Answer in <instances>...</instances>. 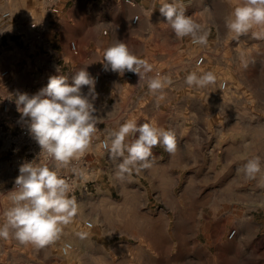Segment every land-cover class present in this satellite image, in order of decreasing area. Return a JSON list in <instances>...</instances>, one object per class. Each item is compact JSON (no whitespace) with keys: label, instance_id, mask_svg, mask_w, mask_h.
Listing matches in <instances>:
<instances>
[{"label":"rangeland","instance_id":"rangeland-1","mask_svg":"<svg viewBox=\"0 0 264 264\" xmlns=\"http://www.w3.org/2000/svg\"><path fill=\"white\" fill-rule=\"evenodd\" d=\"M174 2L200 26L197 35H206L207 42L194 45L191 36L178 38L174 33L168 34L159 48L181 52L178 69L185 75L211 72L215 82L205 87L189 86L187 76L179 77L175 81H179L180 88L173 84L168 92L172 110L181 109L185 117L198 119L191 130L222 136L221 156L207 159L208 167L214 163L222 169L221 174L190 177L192 184H206L200 190L187 189L189 207L176 205L169 243L162 244L164 254L158 255L159 264H264V26H255L239 36L227 29L226 18L244 0ZM161 3L136 0V7H130L125 0H0V10L10 13L0 25V39L13 41L37 30L50 34L56 8L63 6L84 12L80 15L85 25H105L122 41L137 34L130 27L136 12H159ZM165 35L159 32V40ZM201 55H205V64L196 67ZM152 63L156 62L145 64ZM222 81L228 82L226 91L220 90ZM257 156L262 171L249 178L243 166L247 159ZM179 193L176 191V196ZM220 196L223 205L217 213L197 202H213ZM9 206L7 195L1 191L0 215ZM233 231L236 234L228 240Z\"/></svg>","mask_w":264,"mask_h":264},{"label":"crops","instance_id":"crops-1","mask_svg":"<svg viewBox=\"0 0 264 264\" xmlns=\"http://www.w3.org/2000/svg\"><path fill=\"white\" fill-rule=\"evenodd\" d=\"M2 12L0 10V14ZM56 12L53 27L48 31H53L54 35L50 33L46 37L66 59L74 58L71 45L76 44L81 51L82 66L88 65L90 73L99 65L107 47L123 42L145 63L155 61L147 66L148 76L164 82L161 89L151 92L148 85L139 81L126 85L120 74L114 72L111 80L101 86L104 95L96 98L112 104L106 111L96 114L97 124L104 122L101 127L109 134L127 120H135L137 126L152 123L172 130L176 134L177 148L174 153H168L163 145L154 147L149 167L138 172L134 169L130 176L126 174L121 179L117 167L120 161L111 159L109 154H100L98 145L91 144L84 153L92 171L74 173L77 185L70 196L77 202V214L62 225L57 239L43 247L21 244L11 235L7 239L0 238V264H159L158 255L164 254L162 244L169 243L176 205L189 207L187 189L200 190L206 184L205 181L192 184L190 177L221 174L222 167L214 163L208 167L207 159L216 160L221 156L222 136L191 130L198 119L192 121L185 117L181 109L172 110L168 92L173 84L180 88L179 81L175 80L187 75L178 69L179 50L159 48L166 43L168 34H174L159 12L153 9L136 12L140 19L135 26L130 22V27L137 34L122 41L105 25L100 28L90 23L85 25L80 15L84 12L78 9L66 10L61 6ZM160 25L164 28L160 29ZM159 32L166 34L164 40H159ZM90 50L92 52L88 53ZM151 67L158 68L162 75ZM112 88L118 89L117 96H113ZM83 91L87 93L88 90L84 88ZM137 137L138 134L129 136L126 143ZM178 190L181 193L176 196ZM197 202L214 208L215 213L223 205L221 196L213 202L205 199ZM87 221L93 223L92 228L85 227ZM3 223L4 217L0 215V225ZM65 243L73 248L62 255L61 247ZM216 259L221 261L219 256Z\"/></svg>","mask_w":264,"mask_h":264},{"label":"clouds","instance_id":"clouds-1","mask_svg":"<svg viewBox=\"0 0 264 264\" xmlns=\"http://www.w3.org/2000/svg\"><path fill=\"white\" fill-rule=\"evenodd\" d=\"M159 13L178 38L191 36L194 43H206V35H197L200 26L174 2L162 0ZM225 25L237 36L249 32L255 26H264V0H244L235 6L226 18ZM103 68L123 75L125 71L138 74L147 67L123 42H116L103 53ZM85 65L72 76L53 75L47 86L36 94L19 93L15 103L21 118H28L31 136L40 147L39 155L54 160L56 167L36 162H25L19 167L15 188L10 191V206L3 213L0 238L11 235L21 244L43 247L58 238L62 225L77 214L78 205L70 196L72 186L62 178L56 168L82 155L92 144L97 132V116L94 101L97 78ZM59 69H57L58 73ZM166 82V81H165ZM215 82L211 72L186 77L189 86L205 87ZM164 82L156 78L148 82L151 92L161 89ZM87 88V93L83 91ZM138 137L126 143V138ZM163 145L168 153L177 148L176 134L152 123L137 126L135 120H127L118 130L109 132L105 147L109 157L119 160L118 175L121 179L130 176L135 169L149 167L153 148ZM127 153V155H125ZM243 171L249 178L262 171L260 157L247 159Z\"/></svg>","mask_w":264,"mask_h":264},{"label":"built area","instance_id":"built-area-1","mask_svg":"<svg viewBox=\"0 0 264 264\" xmlns=\"http://www.w3.org/2000/svg\"><path fill=\"white\" fill-rule=\"evenodd\" d=\"M130 7H136V0H125ZM10 16L9 12L3 11L0 14V25ZM140 19L137 14L132 17L131 25L135 26ZM192 44L198 45L199 43ZM71 52L74 56L72 60L66 59L56 48L54 42L47 38L45 30H37L30 35L17 40L4 41L0 39V192L2 191L9 199L10 191L15 188V179L19 175V167L25 163L36 159V162L49 167H56V162L39 155L40 147L31 136L28 118H21L15 103L19 93L36 94L39 90L47 86L48 79L53 75H64L71 78L82 66L80 61L81 51L76 44L71 45ZM92 51H88L91 53ZM90 56H88V59ZM205 55H201L195 62L196 67L205 64ZM103 58L99 65L90 71V74L97 78L95 91L98 96H103L101 88L103 82H109L114 75L112 71H105L103 68ZM161 76L158 68L151 67ZM57 69H59L57 73ZM126 85H131L137 81L144 85L152 80L148 76V67H141L138 74L125 71L119 75ZM228 82L220 83V90L228 89ZM113 96L118 95V89L112 88ZM96 114L106 111L112 104L95 100ZM100 122L97 124V132L92 140V144L98 145L100 154H108L105 141L108 134L103 130ZM62 178L66 179L72 186V194L76 190L77 180L75 172L90 173L92 168L86 159L85 153L70 160L67 165L56 168ZM10 202V199H9ZM2 216L3 212L1 211ZM91 221L85 222L86 228H92ZM236 231L231 232L229 238L232 239ZM73 246L65 243L61 247V254L67 255Z\"/></svg>","mask_w":264,"mask_h":264}]
</instances>
